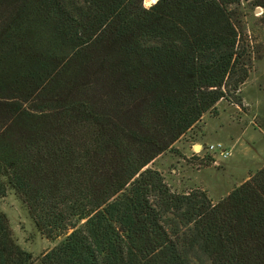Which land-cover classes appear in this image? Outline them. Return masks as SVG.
I'll use <instances>...</instances> for the list:
<instances>
[{
    "label": "trees",
    "instance_id": "1",
    "mask_svg": "<svg viewBox=\"0 0 264 264\" xmlns=\"http://www.w3.org/2000/svg\"><path fill=\"white\" fill-rule=\"evenodd\" d=\"M241 1L0 0V196L61 238L38 264H264V167L219 201L150 167L249 78ZM0 264H37L2 211Z\"/></svg>",
    "mask_w": 264,
    "mask_h": 264
},
{
    "label": "rangeland",
    "instance_id": "2",
    "mask_svg": "<svg viewBox=\"0 0 264 264\" xmlns=\"http://www.w3.org/2000/svg\"><path fill=\"white\" fill-rule=\"evenodd\" d=\"M232 8L251 56L249 78L236 94L221 101L216 111L206 113L196 127L150 165L163 175L173 191L182 193L199 188L214 201L223 199L244 183L247 170L251 176L264 163V134L259 131L264 130V7L254 0H242ZM237 99L239 104L234 103ZM230 138L239 139L234 150ZM217 143L232 154L228 159L218 158V165L212 164L210 153H195L201 146ZM249 147L251 150L255 147V152L259 150L254 152L257 156L248 151ZM0 211L8 217L15 242L30 252L37 264L40 256L61 240L51 241L41 234L27 205L13 189L0 196Z\"/></svg>",
    "mask_w": 264,
    "mask_h": 264
},
{
    "label": "built area",
    "instance_id": "3",
    "mask_svg": "<svg viewBox=\"0 0 264 264\" xmlns=\"http://www.w3.org/2000/svg\"><path fill=\"white\" fill-rule=\"evenodd\" d=\"M203 151L210 153V157H212V164L214 165H218V158L228 159L232 155L231 151L226 149L221 143H217L216 145L210 144L207 147L201 146V150L195 153L200 155V153Z\"/></svg>",
    "mask_w": 264,
    "mask_h": 264
},
{
    "label": "crops",
    "instance_id": "4",
    "mask_svg": "<svg viewBox=\"0 0 264 264\" xmlns=\"http://www.w3.org/2000/svg\"><path fill=\"white\" fill-rule=\"evenodd\" d=\"M250 125H251V124H250ZM248 127H249V126H248ZM248 127H247V128H248ZM247 128H246V129H247ZM246 129H243V130H246ZM259 131H260V133L264 134V130H260V129H259ZM230 139H231V142L233 141V142H232V143H233V145H232V149H233V148L236 146V144L238 143L239 139H236L235 141L232 140V138H230ZM254 148H255V147H254ZM254 148H252V150H251L250 147H249V148H248V151L251 150V151L254 153V152H255V151H254ZM249 149H250V150H249ZM255 149H256V148H255ZM233 150H234V149H233ZM258 152H259V150L257 149V151H256L255 153H258ZM255 153H254V155L257 156V154H255ZM263 167H264V163H262L261 167H260L259 169H257V170H260V169L263 168ZM257 170H256V171H257ZM249 171H250V170H247V172H246V174H245V177H243V180H244V181H246L247 179H249V177H250V173H249ZM253 172H255V171H253Z\"/></svg>",
    "mask_w": 264,
    "mask_h": 264
},
{
    "label": "water",
    "instance_id": "5",
    "mask_svg": "<svg viewBox=\"0 0 264 264\" xmlns=\"http://www.w3.org/2000/svg\"><path fill=\"white\" fill-rule=\"evenodd\" d=\"M158 1V0H157ZM156 1V2H157ZM156 2H154V3H152L150 0H146V2H145V6L146 7H150V6H152L153 4H155Z\"/></svg>",
    "mask_w": 264,
    "mask_h": 264
},
{
    "label": "bare ground",
    "instance_id": "6",
    "mask_svg": "<svg viewBox=\"0 0 264 264\" xmlns=\"http://www.w3.org/2000/svg\"><path fill=\"white\" fill-rule=\"evenodd\" d=\"M152 3L156 2L157 0H150Z\"/></svg>",
    "mask_w": 264,
    "mask_h": 264
}]
</instances>
